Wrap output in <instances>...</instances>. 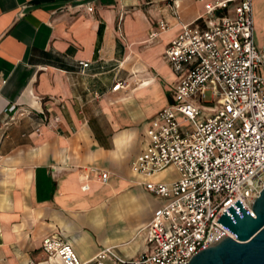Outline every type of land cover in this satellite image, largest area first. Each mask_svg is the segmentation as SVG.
Returning <instances> with one entry per match:
<instances>
[{"label":"crops","instance_id":"crops-1","mask_svg":"<svg viewBox=\"0 0 264 264\" xmlns=\"http://www.w3.org/2000/svg\"><path fill=\"white\" fill-rule=\"evenodd\" d=\"M217 1L0 0V264H62L42 250L53 235L83 261L150 249L145 229L166 201L145 185L178 177L169 167L148 178L131 162L180 82L168 47L183 25L206 28ZM253 8L261 49L264 0ZM162 21L170 29L150 41ZM119 81L129 87L113 92ZM12 105L29 114L10 121ZM50 116L61 133H37Z\"/></svg>","mask_w":264,"mask_h":264},{"label":"built area","instance_id":"built-area-1","mask_svg":"<svg viewBox=\"0 0 264 264\" xmlns=\"http://www.w3.org/2000/svg\"><path fill=\"white\" fill-rule=\"evenodd\" d=\"M207 15L206 28L183 25L168 47L165 59L180 82L172 103L149 122L145 150L131 162L134 173L148 178L169 167L178 173L170 183L145 185L150 194L166 201L145 229L150 249L127 259L112 247L83 261L67 241L53 235L42 242L49 260L189 264L227 236L235 239L218 222L225 212L234 219L228 210L232 206L242 215L237 202L256 217L253 206L264 188V46L256 44L253 0L217 1L207 5ZM169 29L167 22L158 23L150 41ZM128 87L119 81L112 91ZM198 103L212 111L205 113ZM5 113L10 121L29 114L15 105ZM41 123L37 133L42 126L61 133L58 118L50 116ZM107 178V173L100 174L103 182Z\"/></svg>","mask_w":264,"mask_h":264},{"label":"water","instance_id":"water-1","mask_svg":"<svg viewBox=\"0 0 264 264\" xmlns=\"http://www.w3.org/2000/svg\"><path fill=\"white\" fill-rule=\"evenodd\" d=\"M228 210L218 222L235 237H226L220 243L197 254L189 264H264V188L253 206V217L241 201Z\"/></svg>","mask_w":264,"mask_h":264},{"label":"rangeland","instance_id":"rangeland-1","mask_svg":"<svg viewBox=\"0 0 264 264\" xmlns=\"http://www.w3.org/2000/svg\"><path fill=\"white\" fill-rule=\"evenodd\" d=\"M218 103H220V101H218ZM199 106L205 111V113H209L212 111V109L209 108V106L207 105H204V104H201V103H198ZM192 130V129H190ZM169 174H172L174 173L176 177H178V173L175 169H171L170 172H168Z\"/></svg>","mask_w":264,"mask_h":264}]
</instances>
